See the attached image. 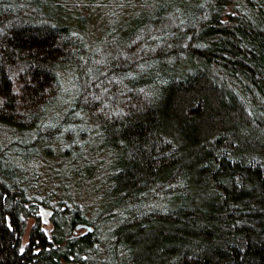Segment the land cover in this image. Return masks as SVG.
Returning <instances> with one entry per match:
<instances>
[{"label": "trees", "instance_id": "16d2710c", "mask_svg": "<svg viewBox=\"0 0 264 264\" xmlns=\"http://www.w3.org/2000/svg\"><path fill=\"white\" fill-rule=\"evenodd\" d=\"M68 262L264 264V0H0V264Z\"/></svg>", "mask_w": 264, "mask_h": 264}, {"label": "rangeland", "instance_id": "374dc122", "mask_svg": "<svg viewBox=\"0 0 264 264\" xmlns=\"http://www.w3.org/2000/svg\"><path fill=\"white\" fill-rule=\"evenodd\" d=\"M88 191V193H92V196L94 197L93 199L97 198L100 199L101 198V190L98 189H90V188H86ZM57 197V195H56ZM44 206V205H43ZM47 210V212H39V218L41 219V223H43L44 227H49L50 226V221H51V217H48V213H49V207L44 206ZM34 219L29 218L28 222H27V229H26V234H25V239H28L29 236V231L31 226L34 224Z\"/></svg>", "mask_w": 264, "mask_h": 264}, {"label": "water", "instance_id": "95a60500", "mask_svg": "<svg viewBox=\"0 0 264 264\" xmlns=\"http://www.w3.org/2000/svg\"><path fill=\"white\" fill-rule=\"evenodd\" d=\"M41 212H47L48 209H46L45 207H41L40 208ZM53 214V210L49 208V213H48V217H51V215ZM89 229H91V227H89ZM67 264H81L79 262H68Z\"/></svg>", "mask_w": 264, "mask_h": 264}, {"label": "bare ground", "instance_id": "6f19581e", "mask_svg": "<svg viewBox=\"0 0 264 264\" xmlns=\"http://www.w3.org/2000/svg\"><path fill=\"white\" fill-rule=\"evenodd\" d=\"M43 205L40 206V208L42 207ZM44 207V206H43ZM41 211V210H40ZM80 263V262H79Z\"/></svg>", "mask_w": 264, "mask_h": 264}]
</instances>
